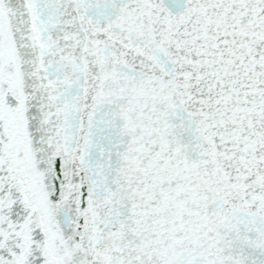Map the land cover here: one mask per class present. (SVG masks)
I'll return each instance as SVG.
<instances>
[{
  "label": "snow or ice",
  "instance_id": "6c2138e0",
  "mask_svg": "<svg viewBox=\"0 0 264 264\" xmlns=\"http://www.w3.org/2000/svg\"><path fill=\"white\" fill-rule=\"evenodd\" d=\"M0 264H264V0H0Z\"/></svg>",
  "mask_w": 264,
  "mask_h": 264
}]
</instances>
